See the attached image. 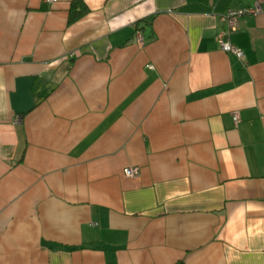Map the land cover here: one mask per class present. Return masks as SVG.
<instances>
[{"label":"crops","instance_id":"crops-1","mask_svg":"<svg viewBox=\"0 0 264 264\" xmlns=\"http://www.w3.org/2000/svg\"><path fill=\"white\" fill-rule=\"evenodd\" d=\"M72 1L0 0V264H264V0Z\"/></svg>","mask_w":264,"mask_h":264},{"label":"built area","instance_id":"built-area-1","mask_svg":"<svg viewBox=\"0 0 264 264\" xmlns=\"http://www.w3.org/2000/svg\"><path fill=\"white\" fill-rule=\"evenodd\" d=\"M48 4L55 3L56 0H44ZM264 13V3H254L251 7L239 10H229L223 16L221 21L225 24V27L217 34L216 42L218 43L220 50L227 54L234 55L237 59L243 58L242 52L237 48L233 47L230 43V36L237 30V22L242 16H256ZM138 34V41L140 40ZM234 124L238 122V115L232 116ZM124 174L127 177H138L139 169L130 168L126 169Z\"/></svg>","mask_w":264,"mask_h":264},{"label":"trees","instance_id":"trees-1","mask_svg":"<svg viewBox=\"0 0 264 264\" xmlns=\"http://www.w3.org/2000/svg\"><path fill=\"white\" fill-rule=\"evenodd\" d=\"M87 12L84 0H73L70 7L69 23L76 21Z\"/></svg>","mask_w":264,"mask_h":264}]
</instances>
